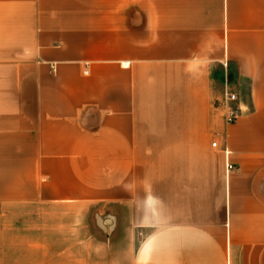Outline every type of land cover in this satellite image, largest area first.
I'll return each instance as SVG.
<instances>
[{
	"label": "crops",
	"instance_id": "1",
	"mask_svg": "<svg viewBox=\"0 0 264 264\" xmlns=\"http://www.w3.org/2000/svg\"><path fill=\"white\" fill-rule=\"evenodd\" d=\"M0 206V264H264V0H0Z\"/></svg>",
	"mask_w": 264,
	"mask_h": 264
},
{
	"label": "built area",
	"instance_id": "2",
	"mask_svg": "<svg viewBox=\"0 0 264 264\" xmlns=\"http://www.w3.org/2000/svg\"><path fill=\"white\" fill-rule=\"evenodd\" d=\"M85 73H87V70H85ZM237 100V94L229 90H227L223 96L224 118L227 124L235 122L241 113V108L234 105V102ZM216 144V142H213L212 145L216 146ZM226 169L227 171H230L234 169V166L227 162Z\"/></svg>",
	"mask_w": 264,
	"mask_h": 264
},
{
	"label": "rangeland",
	"instance_id": "3",
	"mask_svg": "<svg viewBox=\"0 0 264 264\" xmlns=\"http://www.w3.org/2000/svg\"><path fill=\"white\" fill-rule=\"evenodd\" d=\"M5 209V208H4ZM13 209L15 208H9V211L14 214V215H17V211H14ZM2 210V207L0 206V211ZM28 210V209H27ZM27 210H24L23 214H28L26 211ZM11 214V215H12ZM10 223H11V227L12 226H16V227H19L20 229H24L25 228V232H27V230H29L30 228H32L33 226V223H35L34 219L28 215L27 217H20L19 219H12L10 218ZM65 219H53V222H54V225L55 227H60L63 223H65ZM3 223V220L0 218V226L2 225ZM15 235V236H14ZM22 234H20V236L18 234H13L12 236L14 237H21ZM58 236H56L57 238ZM61 236H59L58 238L60 239ZM74 237H77V236H74ZM27 238H31L32 239V235L31 236H27Z\"/></svg>",
	"mask_w": 264,
	"mask_h": 264
}]
</instances>
